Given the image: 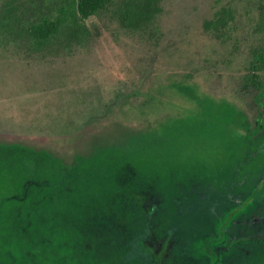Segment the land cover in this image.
Listing matches in <instances>:
<instances>
[{
  "label": "rangeland",
  "instance_id": "rangeland-1",
  "mask_svg": "<svg viewBox=\"0 0 264 264\" xmlns=\"http://www.w3.org/2000/svg\"><path fill=\"white\" fill-rule=\"evenodd\" d=\"M257 4L162 0V11L146 32L123 28L110 14H101L86 20L91 35L83 46L27 55L11 45L0 52L1 145L21 144L33 153H56L64 163L72 162L91 135L145 129L172 115L188 117L201 128L195 143L209 160L233 163L248 149L264 160V108L253 107L254 99L241 89L252 53L263 44L255 33ZM221 17L225 24L212 26ZM260 74L264 82V72ZM118 179L120 189L104 207L107 224L92 226L98 207L85 218L89 235L84 242L95 262L132 264L127 252L138 251L136 230L146 222L156 249L158 241L173 233L163 264L214 262L208 248L199 258L182 254L185 234L174 229L173 218L162 208L164 196L155 180L144 179L131 166ZM45 185L44 173H36L23 193H9L13 204L4 211L9 218L0 210V235L16 223L18 230L8 240L0 237V264H75L59 254L61 240L36 232L40 207L48 198L42 194ZM262 195L263 185L250 198L261 211Z\"/></svg>",
  "mask_w": 264,
  "mask_h": 264
},
{
  "label": "trees",
  "instance_id": "trees-1",
  "mask_svg": "<svg viewBox=\"0 0 264 264\" xmlns=\"http://www.w3.org/2000/svg\"><path fill=\"white\" fill-rule=\"evenodd\" d=\"M161 1L0 0V52L11 45L27 55L83 46L91 35L86 20L101 14H110L123 28L146 32L162 11ZM256 12L255 33L263 44L252 53L250 72L241 89L254 99L253 107L263 109L260 73L264 72V0H258ZM224 24L221 17L212 26ZM158 120L157 125L145 129L120 128L106 137L91 135L89 143L66 163L56 153H33L21 144L0 143V187L6 190L0 193V210L4 214L13 204L9 203V193H23L33 175L44 173L47 185L42 194L48 198L37 216V234L61 240L59 254L63 253L64 261L98 264L84 242L89 235L85 218L90 209L98 207L92 226L107 224L104 207L120 189V172L131 166L144 179L156 181L164 196L162 208L173 218L174 229L185 234L184 256L199 258L208 248L213 253L212 264H264V195L260 198L262 211L254 200L250 202L254 191L264 187L260 153L248 149L236 162L228 164L220 158L212 161L202 147H197L201 128L197 129L188 117L170 115L162 121L167 126H160ZM4 216L9 218L8 212ZM16 224L4 229L0 237L8 240L16 234ZM136 231L138 251L131 248L127 259L132 264H163L173 233L168 240L158 241L156 249L149 222ZM205 264H211L210 259Z\"/></svg>",
  "mask_w": 264,
  "mask_h": 264
}]
</instances>
